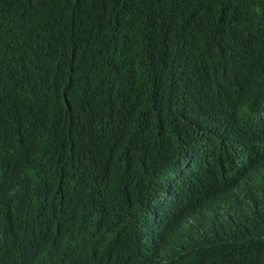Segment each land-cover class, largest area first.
Instances as JSON below:
<instances>
[{
    "label": "trees",
    "instance_id": "obj_1",
    "mask_svg": "<svg viewBox=\"0 0 264 264\" xmlns=\"http://www.w3.org/2000/svg\"><path fill=\"white\" fill-rule=\"evenodd\" d=\"M199 200L155 264H264V0H0V264H140Z\"/></svg>",
    "mask_w": 264,
    "mask_h": 264
},
{
    "label": "clouds",
    "instance_id": "obj_2",
    "mask_svg": "<svg viewBox=\"0 0 264 264\" xmlns=\"http://www.w3.org/2000/svg\"><path fill=\"white\" fill-rule=\"evenodd\" d=\"M213 227L214 213L205 201L178 206L167 201L156 214L155 237L143 238L138 235L141 248L137 259L140 264H155L159 254L179 236L199 241L211 235Z\"/></svg>",
    "mask_w": 264,
    "mask_h": 264
}]
</instances>
